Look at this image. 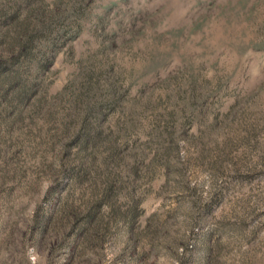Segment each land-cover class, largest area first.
Returning a JSON list of instances; mask_svg holds the SVG:
<instances>
[{"label": "rangeland", "instance_id": "374dc122", "mask_svg": "<svg viewBox=\"0 0 264 264\" xmlns=\"http://www.w3.org/2000/svg\"><path fill=\"white\" fill-rule=\"evenodd\" d=\"M0 264H264V0H0Z\"/></svg>", "mask_w": 264, "mask_h": 264}]
</instances>
